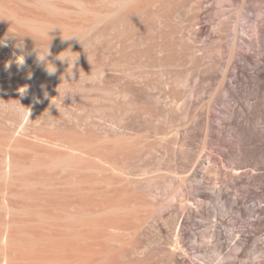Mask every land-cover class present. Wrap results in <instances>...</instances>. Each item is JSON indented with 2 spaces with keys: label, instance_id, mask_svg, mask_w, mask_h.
Segmentation results:
<instances>
[{
  "label": "rangeland",
  "instance_id": "1",
  "mask_svg": "<svg viewBox=\"0 0 264 264\" xmlns=\"http://www.w3.org/2000/svg\"><path fill=\"white\" fill-rule=\"evenodd\" d=\"M50 1L59 9L39 5L37 0H0V47H8L15 58L12 66L0 64V141L16 140L26 146L38 142V146L43 143L39 149L56 157L80 156V159L73 157L77 161L73 160L71 169L60 166L52 170L57 179L61 175L72 176L68 174L70 170L77 180L80 175L105 178L111 173L104 169L107 164L103 161L108 134L116 133L120 120L130 123L129 130L118 131L125 136L115 161L125 170L116 177L122 180L127 192L124 201L129 200L127 204L132 205L128 212L118 213L125 215L122 218L118 214L94 216L100 234L98 240L113 253L112 260L108 258L103 264H252L257 254L250 247L240 253L242 248L233 238L239 229L249 234L248 230L255 228L248 219L233 223L232 212L217 217V202L208 204L211 213L202 219L187 220L181 216L188 193L186 186L178 189L177 185L195 165L194 162L185 165L181 158H190L195 146L200 145V153L204 151L206 159L198 165L203 183H197L199 191L211 192L223 186L227 179L225 167L231 168L225 164L226 160L222 172L214 169L216 162L212 154L219 148L215 144L204 148V134H196L181 152L177 151L180 139L176 138L165 163L156 164L163 171L147 176L139 168L147 151L158 146L159 134L165 129L176 131L186 123L195 125L189 127L190 131L200 130L196 121L200 112L210 111L211 95L221 79L219 73L211 81L204 80L203 75L213 69L218 57L221 56L222 63L229 59V49L224 41H219L224 28L230 26L226 19L232 20L236 15L233 3L228 0ZM202 26H207L213 36L200 33ZM17 57L24 61L22 65L17 63ZM50 65L60 68L58 76L45 73L40 81L32 77ZM163 69L175 70L170 74L169 86L176 101L171 106L163 102L168 113L158 119L137 92L141 82H153ZM19 76L27 79L26 84L14 87L12 82ZM144 98L150 100V88L144 91ZM214 108V122L220 126L225 112ZM45 141L55 145L47 149ZM220 149L228 150V147ZM216 155L222 157L220 151ZM245 178L241 180H248ZM241 185L251 191L259 190L254 184ZM92 194L97 198L91 197L94 203L89 209L97 211L102 207L101 199ZM196 198L193 195L188 200L191 209L204 201ZM77 205H70L69 209L80 211L84 207ZM47 206L44 205L51 208ZM86 206L84 209L89 207ZM60 207L54 208L60 210ZM117 217L123 219L119 228L107 224ZM79 228L80 224L76 229ZM220 228L225 230L226 238L216 234Z\"/></svg>",
  "mask_w": 264,
  "mask_h": 264
},
{
  "label": "bare ground",
  "instance_id": "2",
  "mask_svg": "<svg viewBox=\"0 0 264 264\" xmlns=\"http://www.w3.org/2000/svg\"><path fill=\"white\" fill-rule=\"evenodd\" d=\"M37 2L39 5L59 9L50 0H37ZM228 2L233 3L237 11L232 20L226 19L230 26L224 28V35H220L219 42L224 41L223 44L229 49L230 55L224 63L221 62L222 58L220 60L221 56L218 57L213 69L207 70L203 75L204 80L211 81L219 73L221 79L219 86L211 95L210 111H199L200 117L198 120L195 119L200 126L197 125L196 128L200 130L190 131L193 125L187 126L186 123L182 127L179 126L176 131L165 129L159 134L161 140L158 146L146 152L147 155L145 154L143 160L141 159L139 168L142 174L152 176V172L162 170L156 164L165 163L176 138L180 139V144L175 147L181 152L184 146L192 143V138L196 134L202 136L204 134L206 139L203 147L215 144L222 155V157L216 155L219 153L218 150V152L214 151L216 154H212L216 162L214 169L222 172L225 164L231 168L225 167L227 179L223 186L219 188L217 186L211 192L199 191L197 183L201 184L202 178L198 165L200 166L206 159L204 151L200 153V145L195 146L190 158H181L185 165L195 163L190 173L182 179L180 185H177L178 189L186 186L188 193L181 216L187 220L204 217L211 213L208 204L217 202L219 204L215 211L217 217L227 216L232 212L233 223L248 219L255 228L248 230L249 234L239 229L233 238L242 248L240 253L250 247L254 251L252 253L257 254L252 259V264H264V0H228ZM228 2L227 4H230ZM199 32L206 33L209 37L213 36V32L207 26L200 27ZM9 50L8 47H0V64L10 63L11 66L14 64L15 58L11 57ZM48 67L55 68L52 75L60 74V68L50 65L32 77L40 81L45 73H49ZM161 72L163 73H157L153 82H141L137 92L138 98L146 103L158 119L168 113L163 109L167 105L165 102L171 106L176 101L169 86L170 74L175 70L163 69ZM26 80L23 76H19L12 84L14 87H23ZM165 83H168V86ZM147 88L151 90L150 100L144 98V91ZM218 104L222 107L218 108ZM213 107L225 112L224 117H221L223 122L220 126L214 122L216 114L212 113ZM130 128V123L125 124L120 120L116 133L108 134L103 161L107 164L105 165L107 168L104 169L111 173L105 178L97 177L96 174L94 175L96 177L80 175L77 180V177L74 179L75 174L72 170H68L70 172L68 174L72 176L67 175L65 178L61 175V178L57 179V174L52 170L60 166L71 169V163L75 159L73 157L76 155L62 154L56 157L49 151L39 149L38 147L43 143L39 141L41 144L38 146V140L34 141L37 143L32 144L33 146L23 145L16 140L5 143L0 141V264H103L113 256L111 250L102 246L98 240L100 234L96 231L94 216L117 215L130 209V204H127L129 200L124 201L127 192L122 187V180L118 178V174H124L125 170L115 161L121 149L120 143L125 136L118 131ZM45 142L47 149L55 145L51 141ZM220 147H228V150H222ZM78 158L80 159V156ZM76 159L74 161H77ZM226 160L228 163L224 164ZM95 166L96 169L100 168ZM206 168L203 169L207 170ZM243 176L248 180L243 182L241 180ZM245 182L256 185L259 190L251 191L247 187H242L241 183ZM66 189H70L68 193ZM93 192L101 199L102 207L97 211H94V208L89 209L94 203L93 200L97 198H94ZM193 195L195 199L198 196L204 201L198 202L197 207L191 209L188 200L193 199ZM92 196L94 199H91ZM73 204H82L84 207L89 205V207L73 211L69 209ZM44 205L51 208L46 209ZM60 205L63 207L67 205L68 208L63 209ZM56 206L57 208L59 206L60 210L54 208ZM212 213L214 214V211ZM120 217L112 218L107 224L119 228L123 222ZM79 224L80 228L76 229ZM218 225L216 224L217 228L220 227ZM235 233L233 229V235ZM216 234L223 238L226 232L220 228L217 229ZM235 254L238 256L237 253Z\"/></svg>",
  "mask_w": 264,
  "mask_h": 264
},
{
  "label": "clouds",
  "instance_id": "3",
  "mask_svg": "<svg viewBox=\"0 0 264 264\" xmlns=\"http://www.w3.org/2000/svg\"><path fill=\"white\" fill-rule=\"evenodd\" d=\"M17 63L20 64V65H22V64L24 63V61H23V62H20V61H19V58L17 57ZM48 71H49V74H52V73H54L55 68H54V69H50V68L48 67ZM58 90H59V89H58Z\"/></svg>",
  "mask_w": 264,
  "mask_h": 264
}]
</instances>
